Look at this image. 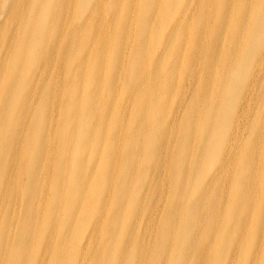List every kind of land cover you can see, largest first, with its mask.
Returning <instances> with one entry per match:
<instances>
[{"label":"bare ground","instance_id":"6f19581e","mask_svg":"<svg viewBox=\"0 0 264 264\" xmlns=\"http://www.w3.org/2000/svg\"><path fill=\"white\" fill-rule=\"evenodd\" d=\"M0 264H264V0H0Z\"/></svg>","mask_w":264,"mask_h":264}]
</instances>
